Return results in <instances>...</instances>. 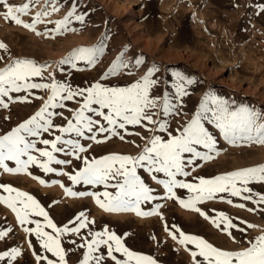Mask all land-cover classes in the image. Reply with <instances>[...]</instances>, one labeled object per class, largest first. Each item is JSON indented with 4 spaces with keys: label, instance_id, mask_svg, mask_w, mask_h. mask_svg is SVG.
<instances>
[{
    "label": "rangeland",
    "instance_id": "obj_1",
    "mask_svg": "<svg viewBox=\"0 0 264 264\" xmlns=\"http://www.w3.org/2000/svg\"><path fill=\"white\" fill-rule=\"evenodd\" d=\"M25 2L26 0H8L13 6H20ZM52 3L57 4L59 11H51ZM72 4L77 5L78 12L86 14L84 24L73 19L68 25L69 31L55 34L53 30L56 22L64 19ZM261 7H264V0H36L30 13L21 17L25 23H30L37 12L48 11L51 14L42 17L43 22L37 24L35 31L6 21L0 15V42L7 46L6 51L0 49V69L17 59H30L38 65H50L42 73V78L33 77L30 82L49 83L50 77H54L56 81L70 84L73 88H87L94 83L126 87L140 80L148 69L155 66L159 71L154 74L153 79L158 80V85L151 94L162 99L167 92L177 105L181 101L175 98L173 73L180 72L193 81L187 86L188 95L183 97V106L178 107L176 114L167 117L161 116L159 108L153 110L157 112L154 119L166 121L168 131L173 135L178 134L177 130H182L200 110L201 102L210 92L227 100L233 107H249L264 115V12L260 11ZM4 11L3 6H0V13ZM37 32L47 35H37ZM101 41L105 44V49L95 66L83 61L77 62L76 68L60 64L74 50L91 48ZM122 53L129 67L103 79V74ZM136 58L143 60L140 66H135ZM29 92H13L9 93L12 99L2 98L8 107L0 105V135L7 134L35 115L50 95L49 91L42 89H31ZM24 97H27L26 102L22 99ZM81 103L82 98L77 97L73 101H64V108L50 109L55 113H62L52 118L54 125L67 126L65 117L72 119L73 111ZM88 115L107 126L94 113ZM143 123L153 130L128 125L126 130H119L124 136L123 140L119 136H113L96 144L92 140L75 137L74 134L66 135L65 138L79 139L84 146L91 145L88 152L81 154L89 159H99L111 154L137 156L152 136L168 138L167 132L160 133L153 125L147 124V121ZM204 124L216 139L219 154L212 153L213 158L209 161L196 160L193 165L185 168L190 175L178 179L198 184L199 178L213 179L219 175L264 165V145L249 146L242 141L236 145L230 144L214 124L207 121ZM59 134L55 131L52 135L42 133L39 139L51 140ZM108 135L103 133L97 138L104 141ZM37 147L45 146L38 143ZM198 150L206 151L202 148ZM55 155L58 159L71 160L72 163L50 165L56 169V172L51 173H45L35 165L27 170L30 174H10L0 169V185H9L32 195L57 227L75 226L78 223L76 217L81 212L86 214L88 220L94 221V224L82 229L79 235L65 234L61 237L68 264H79L83 259L87 249L80 248L79 245L85 239H91L89 231H102L104 228L115 232L130 251L151 256L157 264H193L190 253L196 251L194 245H181L169 235L171 231L179 239L177 228L186 235L199 236L227 251L242 250L249 246V241L264 235V204L257 205L233 197L227 192L217 193L212 200L198 204L197 207L210 219L216 218L220 212L229 217L234 225L227 229L231 233L229 236L221 230L224 228L223 224L217 228L210 219L206 220L198 212L180 205L179 199L187 201L192 195L187 189H175L178 199H167L163 186L152 181L143 169H138V174L154 189L153 195L158 198L142 203L141 209L150 212L159 204L160 215L141 217L134 212H106L91 196L71 197L66 194L65 188L97 194L108 191L113 195L117 189L83 183L74 185L67 176L57 173L74 174L83 167L82 161L65 153ZM189 158V154H185V160ZM5 163L9 167H16L13 161ZM193 168L195 171H192ZM155 175L158 179H167L163 173ZM39 180L45 181V184H40ZM249 187L257 193H264V184L252 183ZM7 195L0 187V196ZM103 199L101 196V200ZM229 200L232 201L231 204L227 202ZM239 204H244L245 208L237 207ZM30 219L44 223L43 217L34 216ZM248 224L255 227L248 228ZM24 227L35 228V224H19L15 214L4 204H0V230L12 229L4 240H0V254L9 252L12 248L21 250V255L15 261L6 257L0 264H37L33 253L55 261L57 258L40 247L35 235L26 234ZM45 231L52 233L50 228ZM72 240L76 243H70ZM29 242L32 247H29ZM101 251L106 253V248ZM114 255L118 259L124 258L120 253ZM41 264L47 262L41 261ZM104 264H114V261L105 256Z\"/></svg>",
    "mask_w": 264,
    "mask_h": 264
},
{
    "label": "snow or ice",
    "instance_id": "obj_2",
    "mask_svg": "<svg viewBox=\"0 0 264 264\" xmlns=\"http://www.w3.org/2000/svg\"><path fill=\"white\" fill-rule=\"evenodd\" d=\"M35 2L36 0H26L20 6H13L8 3V0H0V6L5 9L0 15H3L6 21L35 31L37 24L43 22L42 17L51 14L48 11L37 12L30 23H25L21 17L30 13L31 6ZM51 11H59L56 3H52ZM260 11L264 12V7H261ZM85 16V13L78 12L76 4H72L64 19L56 22L53 31L57 35L64 34L70 30L68 25L73 19L83 25ZM71 30L75 31V29ZM36 34L47 35V33L39 32ZM0 49L6 51L7 46L0 42ZM104 49L103 41L91 48H78L60 61V64H69L76 68L77 62L83 61L88 65L95 66L103 55ZM142 63V59H135V66H140ZM47 67L50 65H38L30 59H17L6 68L0 69V105L4 108H7L8 105L2 98L12 99L9 93L29 92L31 89L50 92L47 100L35 115L20 123L7 134L0 135V169H3L4 172L30 174L27 170L32 165L45 173L56 172V169L50 165H70L72 163L71 160L58 159L55 155V153H65L77 161H82L83 167L76 170L74 174L58 172L57 175L67 176L74 185L83 183L117 189L113 195L108 191L97 194L95 192H75L71 188H65L68 196H91L96 204L106 212H134L141 217L160 215L161 205L157 204L150 212L142 211V203L151 202L158 197L153 195L154 189L141 178L138 169H143L152 181L163 186L167 199H178L175 189H187L192 195L187 201L179 199L180 205L198 212L206 220L210 219L209 216L197 205L212 200L217 193L227 192L233 197H239L257 205L264 204V193H257L249 187L252 183L264 184V165L219 175L213 179L199 178L198 184L186 183L178 179V177L190 175V172L185 168L193 165L196 160L209 161L213 158L212 153L219 154L216 147L217 141L205 127V121L214 124L230 144L236 145L237 142L242 141L249 146L252 144L264 145V115L249 107H233L227 100L210 92L201 102L200 110L182 130H177L178 134L173 135L168 131L166 121L154 119L157 112L153 110L159 108L161 116L167 117L176 114L178 107L183 106V97L188 95L187 86L191 85L193 81L182 73H173L175 83L172 87L175 90V98L181 101L177 105L167 92L163 94L162 99L151 94L158 85V80L153 79L154 74L159 71L155 66L148 69L140 80L126 87L94 83L87 88H73L70 84L56 81L54 77H50L49 83L30 82L33 77L42 78V73ZM127 67L129 64L124 60V53H122L102 78L106 80ZM29 94L31 93L29 92ZM77 97L82 98L83 103L73 111L72 119L65 117L67 126L54 125L52 118L55 115H62V113H55L50 109L64 108V101H73ZM22 99L27 101V97ZM94 105L98 107H93ZM88 113H94L96 117L102 118L107 126L100 120L93 119ZM144 121L153 125L160 133L167 132L168 138L165 139L161 135L152 136L137 156L111 154L99 159H89L81 154L88 152L91 145L84 146L79 139L65 138L66 135L74 134L75 137L92 140L96 144H101L113 136H119L123 140L124 136L120 134L119 130H126L128 125H139L152 131L153 129L147 128ZM53 131L60 134L55 135L51 140L39 139L42 133L52 135ZM103 133L109 134L104 141L97 138ZM38 143L45 147L38 148ZM198 148L206 151H199ZM33 153H38V155ZM185 154H189L190 157L187 161ZM25 157L26 159H24ZM6 161H13L16 167H9L5 163ZM192 171H195V168ZM156 173H163L167 179H158ZM33 178L35 179V177ZM112 181L115 183H111ZM39 183L44 185L45 181L39 180ZM0 187L8 193L7 197L0 196V204H4L15 214L19 224H35V228L24 227L23 231L28 235H35L40 247L57 258L53 261L47 256L33 253L37 264H41V261H46L47 264H68L66 249L61 245V237L65 234L79 235L82 229L88 228L89 224H94V221L88 220L86 214L81 212L76 217L78 223L74 222L75 226L57 227L48 212L32 195L9 185H0ZM101 196H103V200H101ZM227 202L232 203L231 200ZM236 206L245 208L244 204ZM248 211H253V209H248ZM34 216L43 217L44 223L41 224L39 221L30 219ZM210 222L217 228L223 224L224 228L221 230L225 232L234 227L232 221L223 212L217 213V217L210 219ZM247 227L255 226L248 224ZM46 228H50L52 233L45 231ZM11 231V228L6 231L0 230V240H4ZM176 232L179 233V239L169 231L173 240H177L179 244L185 246L194 245L196 251L190 253L193 264H264V235L249 241V246L242 250L227 251L215 247L199 236L186 235L179 228L176 229ZM227 234L231 236L230 232ZM88 235L91 239H85L84 243L79 245L80 248L86 247L87 249L79 264H104L105 256L114 261V264H157V261L151 256L130 251L125 247L121 238L107 228L102 231H89ZM70 243L75 244L76 242L72 240ZM29 247H32L31 242H29ZM102 248H106V253L101 251ZM114 253H120L124 258L118 259ZM20 255L19 248H12L11 251L0 254V261L6 257L15 261ZM197 257L201 259L198 260Z\"/></svg>",
    "mask_w": 264,
    "mask_h": 264
}]
</instances>
